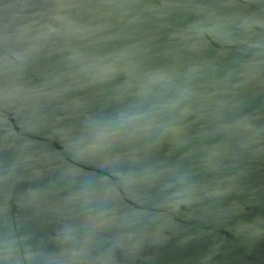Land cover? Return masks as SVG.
<instances>
[{
	"label": "water",
	"instance_id": "1",
	"mask_svg": "<svg viewBox=\"0 0 264 264\" xmlns=\"http://www.w3.org/2000/svg\"><path fill=\"white\" fill-rule=\"evenodd\" d=\"M0 264H264V0H0Z\"/></svg>",
	"mask_w": 264,
	"mask_h": 264
}]
</instances>
